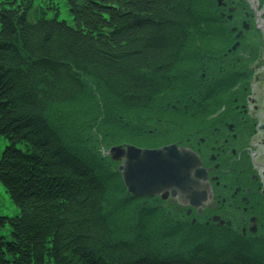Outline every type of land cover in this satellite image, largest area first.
Segmentation results:
<instances>
[{"label":"trees","instance_id":"obj_1","mask_svg":"<svg viewBox=\"0 0 264 264\" xmlns=\"http://www.w3.org/2000/svg\"><path fill=\"white\" fill-rule=\"evenodd\" d=\"M65 5L71 23L59 19L54 0L39 6L34 0H0V138L6 143L0 182L17 208L14 217L0 216V264H264V245L252 238L175 220L159 203L132 199L114 164L101 171L88 147L66 144L46 119L53 105L86 99L90 80L129 112L176 114L181 102L220 97L217 79L199 78L228 70L211 60L206 45L231 42V23L219 15L222 9L214 0H65ZM97 91L103 93L99 86ZM114 111L110 106L106 116L116 117ZM124 122L132 131L129 118ZM114 194L120 206L129 203L133 214L135 209L138 225L127 233L130 239L116 245L105 214ZM172 238L179 248L162 246Z\"/></svg>","mask_w":264,"mask_h":264},{"label":"rangeland","instance_id":"obj_2","mask_svg":"<svg viewBox=\"0 0 264 264\" xmlns=\"http://www.w3.org/2000/svg\"><path fill=\"white\" fill-rule=\"evenodd\" d=\"M42 1L43 0H34L35 6H39V4L42 5ZM54 1L59 4V8H60L59 19L61 20L65 19L69 23H71L72 22L71 15L69 14V8H67V6L65 5V0H54ZM230 1L239 2L237 5H235L234 3V5L237 7L234 8L235 10L241 9L242 12H239L241 13V15H244L245 13L247 14L248 12L247 15L248 18L246 19L247 22H249L251 27H254L253 30L255 29L258 31V32L257 31L254 32L253 30L249 29V31L247 32L248 37L250 38L253 35H255L254 36L255 38H253L252 40L250 38V43L258 46L260 50L257 52L259 58L255 57L254 60H252L253 63L251 64V66L247 65L246 68L244 69V66L239 67L238 65H235L237 66V68L234 69V67L232 68L229 67L230 69L227 71V73L239 72L240 74L239 76L242 77L243 73H240V71L242 72L243 70H246L248 68L247 70L250 72L249 77L251 79L247 80V83H244L246 81H243L242 83L237 81V83H240L239 86L241 84L243 86V83L246 84V87L249 88V91L247 93L245 91L247 95L250 93L251 96V93L253 91L258 92L255 93V95H263L264 70H262L263 71L262 73L260 72L258 73V71L264 67V0H230ZM219 8L221 9V7ZM196 36L198 37V35ZM222 41L224 40H220L217 43L211 41L210 43L206 44L207 46L210 47L208 53L212 54L211 55L212 57L214 55L213 53H216L217 49L219 50L223 49L222 51L223 53L226 52V49H228L229 45H227L226 42H222ZM195 43H199V42L196 40ZM191 44H190L191 48L192 49L195 48V45H191ZM239 49L235 51L234 54L237 53ZM180 67L181 69H185L184 63L181 64ZM249 68L252 70L250 71ZM205 77H206L204 78L205 81H202L203 83H208V81L214 78L217 79V81H215L213 85L214 88L217 87L220 90V92L222 91L223 93V95H221L222 98H230L236 92L235 90L231 91L232 89L231 86H228L225 83H223V81L222 82L220 81L227 79L224 77L218 78L219 73H215L214 71H211L207 73ZM88 83L91 85L87 86V90L84 93V95L86 96L88 95L86 99L78 98L77 100L72 101L66 105L55 104L51 107L52 109L49 110V112L47 113V117L46 116L45 117L48 120L47 122L55 126L54 129L56 128L59 132H61L60 134L62 136V139L65 141L66 144H70L76 150H80L79 145L83 149H85L84 147H88L85 150H87L88 152L92 151L91 152L92 155L95 157L96 161H98L96 162V166L98 169L101 168L100 169L101 171H104L103 169L105 167L106 168L110 167L108 162L111 161L108 159V156H109L110 148L113 145H117V144L121 145L123 143H126V144H130L133 147L135 146V147L145 148L147 146L149 147L152 146V148H154L158 145H167V143L173 142L172 140H177L178 138H181V135L179 134L182 129L179 128L180 126L178 125V123L175 124V121L177 122L178 120L179 124L183 126L184 124H182V122H185L184 116L182 115L176 116L177 114L174 113L172 114V112H170L168 115L167 114L161 115L159 118V114L158 113L152 114L153 113L152 111L150 112L146 110L145 111L134 110L131 112L126 111L123 108H118V106H114L116 102L113 99L112 100L108 99L109 95L107 94L106 90H103L100 84H97L96 81L90 80ZM98 86L101 88L103 93L100 94L98 93L97 91ZM260 89L262 91L261 93H260ZM172 93L173 92L171 93L164 92L163 96L173 95ZM89 101H91V103ZM110 106L112 107L113 110H115L114 112L115 114H117L116 117H112L110 115L106 116V110H109ZM102 110L103 112L100 115V111ZM127 118H129V123H131L129 125L131 126L132 131L129 130L127 131L126 128L127 125L124 126L126 124V122L124 121H126ZM163 120L165 121L171 120L174 121V123L170 124L169 122H166L163 124L162 123ZM134 121L136 123H134ZM67 125H73L77 128H80V130L77 131V129L68 128ZM138 130L145 135L139 136ZM172 130L175 133H173ZM158 131H163L165 133L171 131L173 135L160 134ZM5 144H6L5 140L3 138L2 139L0 138V153L2 152V149L5 146ZM81 151L84 152L83 150ZM81 155L84 158L88 156V154L87 155L81 154ZM255 159L261 160L260 158L257 157ZM260 185L264 187V178H261ZM261 197L264 198V196ZM142 200L143 199H141V201ZM108 202L110 206L108 205V207L105 208V212H106L105 214L107 215L110 226L112 227V235H113L112 236L113 238L111 240L112 245H116L122 241H127L128 239H130L129 234L131 232L130 231L131 228L138 229V225L134 223V219H137L136 218L137 214H135V209H134V214H135L134 216L132 206L128 205L129 203L120 206L118 204V195L116 194H114L111 197V199L108 200ZM145 202L150 203L151 206L154 207H155V203H159V204L162 203L159 199L158 200L155 199V197H149L147 200H145ZM261 205L262 207H264V201L261 203ZM164 208L168 211V207H164ZM16 213H17V208L15 204L13 203L9 195L6 193L5 188L2 187L0 183V215L13 217L16 215ZM117 215L121 217V220L117 219L116 217ZM171 216L175 220H177L181 216H183V212L174 210V213L171 214ZM238 217H240L243 220L242 214L238 215ZM132 218H133V222H131V224H128L129 220H132ZM258 219L259 220L256 227L257 230L256 236L259 238L250 234L247 236L246 234H240L239 228H235V227L233 229L225 230V228H221L217 226L216 227L210 225L207 226L216 232L225 231L226 233L228 231L236 234L239 233L236 235V237H242L247 239L252 238L253 241H256V244L264 245V213L259 215ZM186 220H188L189 222V219ZM199 221L201 220H198V222ZM123 223L124 226L122 225ZM201 223L203 222L201 221ZM247 229H248V224L246 231ZM1 231L3 232L4 235L9 233L7 227L3 228ZM128 232L129 234L127 236ZM161 243H164L162 246H166V249H169L173 246H177L179 248L178 238H172L171 240L168 239ZM169 244H174V245H169Z\"/></svg>","mask_w":264,"mask_h":264},{"label":"flooded vegetation","instance_id":"obj_3","mask_svg":"<svg viewBox=\"0 0 264 264\" xmlns=\"http://www.w3.org/2000/svg\"><path fill=\"white\" fill-rule=\"evenodd\" d=\"M226 1V10L234 12L232 1ZM240 73L246 81L245 72ZM239 84L231 86V91L236 92L230 98L181 102L185 125L176 143L199 157L210 182L211 196L202 203L200 214L175 199L168 198L166 202L205 223L216 225L212 221L215 217L223 226L243 230L251 218L258 224L259 215L264 213V187L260 185L264 178V94L255 95L258 92L253 91L247 95L246 88ZM241 214L243 220L238 217Z\"/></svg>","mask_w":264,"mask_h":264},{"label":"water","instance_id":"obj_4","mask_svg":"<svg viewBox=\"0 0 264 264\" xmlns=\"http://www.w3.org/2000/svg\"><path fill=\"white\" fill-rule=\"evenodd\" d=\"M109 156L111 160H122L117 170L126 191L133 197L159 194L165 199L171 195L181 203L196 206L208 196L205 172L191 150L174 145L156 150L123 145L112 147Z\"/></svg>","mask_w":264,"mask_h":264}]
</instances>
